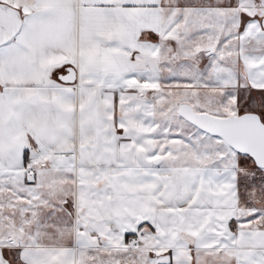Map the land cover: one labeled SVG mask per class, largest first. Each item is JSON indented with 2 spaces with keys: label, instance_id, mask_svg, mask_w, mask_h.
Segmentation results:
<instances>
[{
  "label": "snow or ice",
  "instance_id": "1",
  "mask_svg": "<svg viewBox=\"0 0 264 264\" xmlns=\"http://www.w3.org/2000/svg\"><path fill=\"white\" fill-rule=\"evenodd\" d=\"M0 264H264V0H0Z\"/></svg>",
  "mask_w": 264,
  "mask_h": 264
}]
</instances>
